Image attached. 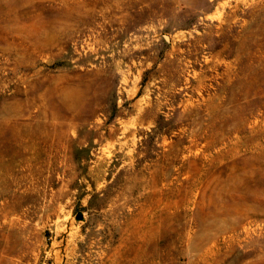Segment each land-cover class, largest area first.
Returning a JSON list of instances; mask_svg holds the SVG:
<instances>
[{"label":"rangeland","instance_id":"obj_1","mask_svg":"<svg viewBox=\"0 0 264 264\" xmlns=\"http://www.w3.org/2000/svg\"><path fill=\"white\" fill-rule=\"evenodd\" d=\"M0 264H264V0H0Z\"/></svg>","mask_w":264,"mask_h":264}]
</instances>
